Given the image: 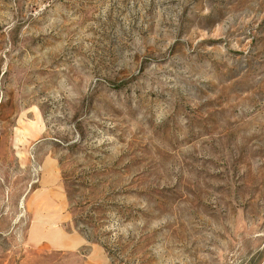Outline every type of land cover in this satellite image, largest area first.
Segmentation results:
<instances>
[{"label":"rangeland","instance_id":"1","mask_svg":"<svg viewBox=\"0 0 264 264\" xmlns=\"http://www.w3.org/2000/svg\"><path fill=\"white\" fill-rule=\"evenodd\" d=\"M0 264H264V0H0Z\"/></svg>","mask_w":264,"mask_h":264},{"label":"crops","instance_id":"2","mask_svg":"<svg viewBox=\"0 0 264 264\" xmlns=\"http://www.w3.org/2000/svg\"><path fill=\"white\" fill-rule=\"evenodd\" d=\"M47 219H45V222L47 223ZM56 230H58L57 232H58V235H60L61 236V232H62V228H60V227H58L57 226V229ZM61 230V231H60ZM65 236H63V234H62V238H64ZM77 245H79V244H77Z\"/></svg>","mask_w":264,"mask_h":264}]
</instances>
